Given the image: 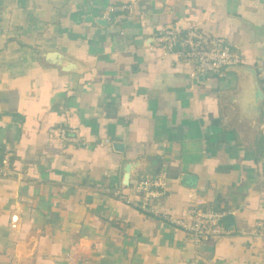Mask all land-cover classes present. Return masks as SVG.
Returning a JSON list of instances; mask_svg holds the SVG:
<instances>
[{"label":"crops","instance_id":"obj_1","mask_svg":"<svg viewBox=\"0 0 264 264\" xmlns=\"http://www.w3.org/2000/svg\"><path fill=\"white\" fill-rule=\"evenodd\" d=\"M126 1L0 0V155L11 144L16 169L0 176V264H264V0H137L101 17ZM191 25L242 62L191 78L154 38ZM144 176L165 181L160 196L135 190ZM193 205L234 224L196 245L163 217Z\"/></svg>","mask_w":264,"mask_h":264},{"label":"built area","instance_id":"obj_2","mask_svg":"<svg viewBox=\"0 0 264 264\" xmlns=\"http://www.w3.org/2000/svg\"><path fill=\"white\" fill-rule=\"evenodd\" d=\"M136 1L127 0L119 4H109L101 17L108 21H116V13L127 12L132 14L135 10ZM154 38L165 52H177L183 60L191 63V70L189 71L191 78H198L205 74H223L224 71L238 66L242 62L239 50L230 40L215 34H208L197 25H191L185 31L172 26L163 27L155 32ZM49 131L68 144L86 145L88 143L75 127L55 125ZM108 141L109 139H106V142ZM13 155V146L6 143L0 155V176L16 173ZM165 184L161 178L144 176L136 183L135 190L143 196L144 200L149 201L151 198H156L162 194ZM114 193L131 202V199L125 198V195L120 191L117 190ZM141 206L144 205L141 203ZM151 210L154 209L151 208ZM227 214H229L228 211L223 209L193 205L180 216L163 215V217L185 231L197 245L214 236L227 233L223 227L224 218ZM17 219L18 215H13V226L16 225ZM257 235L264 236V223L258 224Z\"/></svg>","mask_w":264,"mask_h":264},{"label":"water","instance_id":"obj_3","mask_svg":"<svg viewBox=\"0 0 264 264\" xmlns=\"http://www.w3.org/2000/svg\"><path fill=\"white\" fill-rule=\"evenodd\" d=\"M234 67H236V66H234ZM201 76H203V75H200V77ZM254 86H255V88L257 90L256 91V98H257V100L255 101L257 103V101L262 97V94L263 93H262V90L260 89V86L258 84L257 79L255 80V85ZM258 97H259V99H258ZM115 147L116 148H119V147L122 148L123 146H122L121 143H116L115 144ZM130 168H131V165L129 164L128 167L126 168L127 169V172H128L127 175H126L127 179L129 178ZM224 219L228 222V224H234V216H233V214H231V213L227 214Z\"/></svg>","mask_w":264,"mask_h":264}]
</instances>
